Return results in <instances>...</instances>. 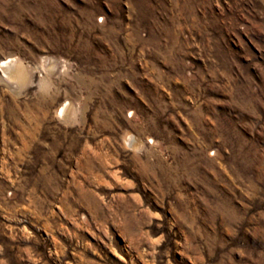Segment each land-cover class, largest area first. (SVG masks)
I'll list each match as a JSON object with an SVG mask.
<instances>
[{"label":"rangeland","instance_id":"obj_1","mask_svg":"<svg viewBox=\"0 0 264 264\" xmlns=\"http://www.w3.org/2000/svg\"><path fill=\"white\" fill-rule=\"evenodd\" d=\"M10 58L0 264H264V0H0Z\"/></svg>","mask_w":264,"mask_h":264},{"label":"bare ground","instance_id":"obj_2","mask_svg":"<svg viewBox=\"0 0 264 264\" xmlns=\"http://www.w3.org/2000/svg\"><path fill=\"white\" fill-rule=\"evenodd\" d=\"M19 65L20 63L16 60V59H8V60H5L1 63L0 65V70L4 73L5 77H8V78H13L15 77V72H16V69L19 68ZM22 76V75H21ZM19 79V78H18ZM66 105V104H65ZM62 106L59 110V113L61 115H63V113L65 114L66 111V107Z\"/></svg>","mask_w":264,"mask_h":264}]
</instances>
